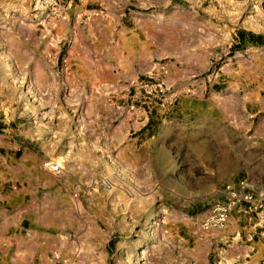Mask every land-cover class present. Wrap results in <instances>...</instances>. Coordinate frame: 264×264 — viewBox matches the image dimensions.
<instances>
[{"label":"rangeland","instance_id":"rangeland-1","mask_svg":"<svg viewBox=\"0 0 264 264\" xmlns=\"http://www.w3.org/2000/svg\"><path fill=\"white\" fill-rule=\"evenodd\" d=\"M123 1L132 5L112 13L103 0H0V153L15 168H30L18 186L25 185L27 205L43 217L44 250L55 248L54 262L34 264L261 261L264 247L251 259L243 220L212 231L202 223L219 192L251 178L263 162L264 138L253 134L263 115L249 134L186 118V103L166 85L169 59L132 83L141 93L132 101V89L128 103L123 83L94 77L109 65L97 52L108 51L119 33L117 14L140 22L173 10L186 19V51L173 57L175 65L209 85L242 80L264 88V0H160L150 9ZM253 36L261 38L255 46ZM247 54L262 70L243 80L235 74ZM128 105L149 114L142 132L133 134L135 121L123 112ZM253 141L261 145L247 155ZM136 158L143 160L140 172L129 166ZM49 159L61 162L62 173L43 168ZM240 230L243 240L233 243ZM241 245L248 248L234 254Z\"/></svg>","mask_w":264,"mask_h":264},{"label":"crops","instance_id":"crops-1","mask_svg":"<svg viewBox=\"0 0 264 264\" xmlns=\"http://www.w3.org/2000/svg\"><path fill=\"white\" fill-rule=\"evenodd\" d=\"M135 1L140 9H150L160 3V0ZM103 2L110 6L112 13H116L115 9L118 6L121 8L126 4L132 5L130 1L125 3L123 0H103ZM157 12V15L144 18L140 22H136L133 17L127 19L125 13L117 14L119 33L111 35L108 40V51L97 52V55L108 59L109 65L103 67L101 73H96L94 81L97 83L101 81L109 86L117 81L123 83L124 96L128 103L132 89L136 91L132 101L136 100L141 93L138 88L134 90L132 83L144 75L152 74L157 70L160 62L169 59L167 62L169 72L165 76L166 85L173 92L178 93L181 104L186 103V118L194 115L196 120L206 122V126L207 122L220 121L231 127L232 133L240 128H246L249 134L255 127L256 118L263 115L259 120L260 129H254L253 134H256L258 139L264 138V88L250 89L248 85L251 83L245 84L242 80L228 84L226 87L213 86L201 78L196 80L198 73L184 72L172 60L173 57H178L182 50L186 51V19L174 13L173 10L166 15L159 14L161 11ZM110 30L114 34L113 24ZM262 57L259 56V58ZM240 62L242 65L238 67L235 74L240 79L254 78L262 70L250 54L241 56ZM129 108L130 105L123 112L125 116L135 121L136 129L133 134L142 132L145 123L150 122L149 114L146 111L143 112L141 108L137 110L134 108L133 112ZM158 114L159 112L157 117ZM256 145L261 144L253 141L246 145V154L252 155L255 147H258ZM130 151H132L131 148ZM127 152L128 150L124 154L126 155ZM136 160L133 164H129L126 160L123 165L129 164L135 168L136 172H140L143 160L141 158ZM0 167L3 172L0 177V264H34V262H48L49 259L50 262H54L55 248L51 247L52 251L49 253L42 246L45 236L43 217L40 212H37L36 207L31 208L27 205L29 190L25 188V185L22 189L18 186V183L30 174V168L25 164L15 168L13 158H6L1 153ZM248 178L255 185L264 188V160L254 168L251 178ZM242 220L244 221L242 224L245 225L243 228L245 239L250 242L251 259H253L261 253L258 246L264 247V241L258 239L254 242L255 239H251V235L255 233L252 223L239 212H235L232 216L231 227L236 225L240 227L239 222ZM247 248L241 245L234 254H240ZM61 253L64 254V250ZM252 264H264V259Z\"/></svg>","mask_w":264,"mask_h":264},{"label":"built area","instance_id":"built-area-1","mask_svg":"<svg viewBox=\"0 0 264 264\" xmlns=\"http://www.w3.org/2000/svg\"><path fill=\"white\" fill-rule=\"evenodd\" d=\"M139 85L148 94L153 93L152 90L148 92V85L141 83ZM156 90H159V86ZM161 93H165L163 88ZM43 168L54 174L63 171L61 162L52 159L44 161ZM235 212L246 216L248 221L254 224L255 233L251 235V239L264 241V188L255 185L249 178L239 180L236 184H229L219 192V199L207 212L202 227L205 231L224 230ZM242 234V231L237 232L233 243L243 240Z\"/></svg>","mask_w":264,"mask_h":264},{"label":"trees","instance_id":"trees-1","mask_svg":"<svg viewBox=\"0 0 264 264\" xmlns=\"http://www.w3.org/2000/svg\"><path fill=\"white\" fill-rule=\"evenodd\" d=\"M240 35L242 37V40L246 39V33L245 32H241ZM255 39L257 40V42H259L261 38H255L254 36L252 37L251 41H252V44H254V46L258 44L257 42L255 43Z\"/></svg>","mask_w":264,"mask_h":264}]
</instances>
